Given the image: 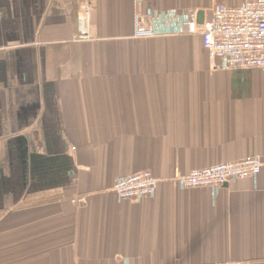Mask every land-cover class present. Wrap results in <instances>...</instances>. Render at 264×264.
<instances>
[{
    "label": "crops",
    "instance_id": "obj_1",
    "mask_svg": "<svg viewBox=\"0 0 264 264\" xmlns=\"http://www.w3.org/2000/svg\"><path fill=\"white\" fill-rule=\"evenodd\" d=\"M241 3L0 0V264H264V71L220 70L198 35L133 38L149 9ZM247 158L259 175L223 188L176 179ZM145 171L155 195L118 201Z\"/></svg>",
    "mask_w": 264,
    "mask_h": 264
},
{
    "label": "built area",
    "instance_id": "obj_2",
    "mask_svg": "<svg viewBox=\"0 0 264 264\" xmlns=\"http://www.w3.org/2000/svg\"><path fill=\"white\" fill-rule=\"evenodd\" d=\"M138 2L139 0H135ZM92 5L80 6L76 16L75 41H91ZM198 35L211 59L219 61L220 70L246 69L264 71V0H242L236 7L215 5L208 17L198 22L197 12L146 10L133 19V38L151 39ZM261 164L247 158L229 164H218L177 177L183 189L223 188L236 180L255 178ZM150 172H139L119 178L112 187L118 201L141 202L152 198L158 187ZM78 199L75 203H83ZM240 264V263H224Z\"/></svg>",
    "mask_w": 264,
    "mask_h": 264
},
{
    "label": "water",
    "instance_id": "obj_3",
    "mask_svg": "<svg viewBox=\"0 0 264 264\" xmlns=\"http://www.w3.org/2000/svg\"><path fill=\"white\" fill-rule=\"evenodd\" d=\"M197 19H198V22L201 23L203 21V14L202 13H197Z\"/></svg>",
    "mask_w": 264,
    "mask_h": 264
}]
</instances>
